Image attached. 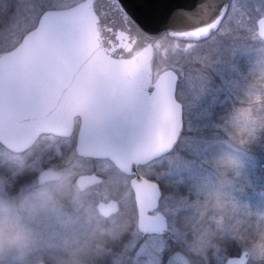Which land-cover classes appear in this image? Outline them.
Returning <instances> with one entry per match:
<instances>
[{
  "label": "rangeland",
  "instance_id": "obj_1",
  "mask_svg": "<svg viewBox=\"0 0 264 264\" xmlns=\"http://www.w3.org/2000/svg\"><path fill=\"white\" fill-rule=\"evenodd\" d=\"M37 6L0 0V53L36 24ZM152 49L137 75L141 89L165 68L181 77L177 133L163 154L137 166L161 183L162 231L187 243L191 264H223L224 235L247 252L246 264H264V138L253 144L264 129V39L255 24L225 20L196 47L162 35ZM45 168L56 175L40 182ZM114 168L78 155L73 138L46 134L22 153L0 145V264H140L129 256L140 232L129 177ZM82 173L100 181L78 189L74 179ZM108 199L119 210L104 218L96 204Z\"/></svg>",
  "mask_w": 264,
  "mask_h": 264
},
{
  "label": "water",
  "instance_id": "obj_2",
  "mask_svg": "<svg viewBox=\"0 0 264 264\" xmlns=\"http://www.w3.org/2000/svg\"><path fill=\"white\" fill-rule=\"evenodd\" d=\"M217 3L200 0L196 9L179 12L185 19L166 31L183 32L209 22ZM92 4L93 0H80L56 8L53 18H38L34 28L0 54V144L21 152L40 133L69 135L78 118L76 153L108 159L131 176L138 230L162 231L165 217L147 212L157 207L161 190L141 176L136 166L164 153L177 133L181 108L172 90L177 78L173 69L166 68L149 84L150 90L140 91L137 75L151 60L149 45L161 33L117 31L124 25L118 19L112 22V14H103L105 0H96L100 15L96 23ZM256 34L264 39V24L256 25ZM162 121L167 126L161 127ZM55 175V170L45 168L37 180ZM99 181L95 173L78 174L74 179L78 189ZM96 208L108 216L118 205L114 199L100 200ZM247 257L241 251L227 256L224 264H246Z\"/></svg>",
  "mask_w": 264,
  "mask_h": 264
},
{
  "label": "snow or ice",
  "instance_id": "obj_3",
  "mask_svg": "<svg viewBox=\"0 0 264 264\" xmlns=\"http://www.w3.org/2000/svg\"><path fill=\"white\" fill-rule=\"evenodd\" d=\"M95 3L96 0H93L91 16L98 23L100 15L96 12ZM199 3L200 0H105L106 9L103 10V14L105 16L112 14V22H116L118 19L124 28L117 31L125 32V34L130 35L133 31L138 30L143 34L155 36L164 32L165 36L171 35L177 41L187 40L193 47L207 41L212 32L218 29L220 23L225 20L237 21L240 24L248 22L256 24L258 27L264 24V0H218L213 17L209 22L202 23L198 28H188L183 32L166 31L185 19L178 15L179 12L196 9ZM249 3L252 4V7L248 6ZM36 14L40 19H51L56 14V6L47 3V0H38ZM200 30H205V33L200 34ZM155 43L159 45L160 41ZM174 72L177 78L172 89L175 97L181 77L179 70H174ZM165 126H167V122L162 121L161 127ZM149 179L156 184L157 189L161 190L159 180H156L155 177ZM132 194H135V189L132 190ZM162 198L163 195L158 197L156 208H147L150 216L163 211ZM138 252L141 254L137 256ZM229 255H231V250H229ZM129 256L136 257V261L140 264H191L196 259L187 243L167 230L158 232L141 230Z\"/></svg>",
  "mask_w": 264,
  "mask_h": 264
},
{
  "label": "trees",
  "instance_id": "obj_4",
  "mask_svg": "<svg viewBox=\"0 0 264 264\" xmlns=\"http://www.w3.org/2000/svg\"><path fill=\"white\" fill-rule=\"evenodd\" d=\"M162 35H165V33H163ZM162 35L160 36V37H158L157 39H160L161 37H162ZM156 39V40H157ZM157 50V49H156ZM155 50V52H157ZM156 54V53H155ZM262 128H264V126L262 127ZM264 138V129H262L261 130V132L259 133L258 132V134H256V137H254V142H253V144L255 143L256 144V142H261V140H259V138ZM263 143V142H262ZM256 173V172H255ZM254 174V173H253ZM217 240H218V238H217ZM219 242H220V246L222 247V250L224 251V249L225 250H227V251H225L224 253L222 252V254H221V259L222 258H225L226 256H228L229 255V250H231V255H234V254H237L238 252L236 251V249H234V247H235V240H233V239H231L228 235H224V236H221L220 238H219ZM227 254V255H226ZM222 264V263H221Z\"/></svg>",
  "mask_w": 264,
  "mask_h": 264
},
{
  "label": "flooded vegetation",
  "instance_id": "obj_5",
  "mask_svg": "<svg viewBox=\"0 0 264 264\" xmlns=\"http://www.w3.org/2000/svg\"><path fill=\"white\" fill-rule=\"evenodd\" d=\"M20 40V39H19ZM138 84V83H137ZM138 86H139V84H138ZM139 89L140 90H142V91H147L149 88H148V84L146 85V87L144 88V89H141L140 88V86H139ZM46 134H41V135H39L37 138H36V140L33 142V144L32 145H34L35 143H36V141H38L41 137H43V136H45ZM55 137H64L65 139H71V138H73V140H75V133L73 134V132H72V134H70L69 136H55ZM32 145L30 146V147H32ZM29 147V148H30ZM28 148V149H29ZM27 149V150H28ZM26 150V151H27ZM91 158V157H90ZM43 170V169H42ZM113 170H115V171H121V170H119L118 168H114ZM41 171V170H40ZM75 171H77V170H75ZM79 171V170H78ZM91 171H94V170H91ZM95 171H97V170H95ZM136 171H138V168L136 169ZM78 175V174H77ZM91 185H93V184H91ZM91 185H88V186H91ZM88 186H86V187H88ZM117 205H118V209H117V211H116V213L118 212V210H119V204H118V202H117ZM115 213V214H116ZM111 214H109L108 216H104V218H106V217H109ZM114 215V214H113Z\"/></svg>",
  "mask_w": 264,
  "mask_h": 264
}]
</instances>
